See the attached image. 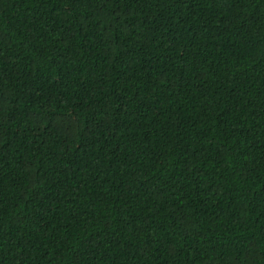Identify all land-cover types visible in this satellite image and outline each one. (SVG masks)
I'll use <instances>...</instances> for the list:
<instances>
[{
  "label": "trees",
  "instance_id": "16d2710c",
  "mask_svg": "<svg viewBox=\"0 0 264 264\" xmlns=\"http://www.w3.org/2000/svg\"><path fill=\"white\" fill-rule=\"evenodd\" d=\"M0 264H264V0H0Z\"/></svg>",
  "mask_w": 264,
  "mask_h": 264
}]
</instances>
